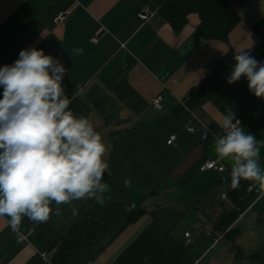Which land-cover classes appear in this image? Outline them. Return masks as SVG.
<instances>
[{"label":"crops","instance_id":"obj_1","mask_svg":"<svg viewBox=\"0 0 264 264\" xmlns=\"http://www.w3.org/2000/svg\"><path fill=\"white\" fill-rule=\"evenodd\" d=\"M165 1L0 0V66L22 49H43L66 70L65 111L86 118L105 144L109 190L98 191L105 200L94 207L100 226L63 264H264V195L258 189L241 210L223 172L204 168L214 159L232 173L233 157L214 151L229 110L246 134L264 141V97L242 77L196 108L187 103L229 50L233 57L250 50L264 62V0H241L228 41L204 39L197 13L175 29L158 14ZM143 8L147 19L138 16ZM62 11L66 18L55 22ZM157 96L160 108L152 103ZM257 146L264 168V143ZM49 207L47 221L22 216L17 232L0 216V264H54L90 197Z\"/></svg>","mask_w":264,"mask_h":264},{"label":"clouds","instance_id":"obj_2","mask_svg":"<svg viewBox=\"0 0 264 264\" xmlns=\"http://www.w3.org/2000/svg\"><path fill=\"white\" fill-rule=\"evenodd\" d=\"M82 52V49L77 50ZM227 82L245 77L257 98L264 97V62L241 49L234 56ZM64 66L43 49H22L12 64L0 66V216L10 217L17 232L22 216L44 222L57 206L95 196L93 189L108 191L101 183L108 162L103 159L105 144L89 121L75 118L71 99L64 94ZM229 110L220 125L225 134L214 140L215 153L233 157L231 188L241 180L258 184L264 195V168L254 135L233 124ZM129 181H125L127 186ZM227 186V185H226ZM104 197L96 198L100 204ZM73 209V215L77 214ZM59 215V208L56 209Z\"/></svg>","mask_w":264,"mask_h":264},{"label":"trees","instance_id":"obj_3","mask_svg":"<svg viewBox=\"0 0 264 264\" xmlns=\"http://www.w3.org/2000/svg\"><path fill=\"white\" fill-rule=\"evenodd\" d=\"M240 2L241 0H166L160 7L158 14L175 29H180L187 23L191 13H197L200 17L198 30L204 39L228 41L230 32L240 20L237 8ZM232 55V50H229L204 77L199 88L189 92L187 103L191 108H196L204 100L214 95L221 85L228 80L235 63ZM205 135H203V140H207L208 136ZM108 178L109 175L105 172L101 183L107 181ZM231 179L232 176L226 168L223 171V180L229 188L231 198L243 210L257 196L259 186L248 191L250 182L241 180L239 187L233 189L230 186ZM98 191L95 189V196L90 197V209L87 214L74 224L62 239L54 257V264H63L75 246L100 226L94 209L97 202L96 198L99 196Z\"/></svg>","mask_w":264,"mask_h":264},{"label":"built area","instance_id":"obj_4","mask_svg":"<svg viewBox=\"0 0 264 264\" xmlns=\"http://www.w3.org/2000/svg\"><path fill=\"white\" fill-rule=\"evenodd\" d=\"M67 16V11H62L60 12L56 17H55V22H61L63 21ZM138 16L141 18V19H147L149 17V13L147 11L146 8H143L141 9L139 12H138ZM95 41H98L97 38L94 39ZM161 102H162V97L161 96H157L154 98L153 100V105L156 107V108H160L161 107ZM237 122V121H236ZM236 122H233V124H236ZM238 126V125H237ZM187 130L190 131V132H195V128L193 126H188L187 127ZM175 140H176V135H172L170 136V138L167 140V143L168 144H174L175 143ZM204 168L205 169H208V170H218V171H225L226 170V166L222 163H219L217 160H214V159H211L209 160L205 165H204ZM257 186H259L258 184H253V183H249V186H248V191H252L254 190V188H256ZM51 214V213H50ZM49 218H50V215H49ZM48 218V219H49ZM190 234L189 233H186V237L189 238ZM189 241V239L187 240V242Z\"/></svg>","mask_w":264,"mask_h":264}]
</instances>
